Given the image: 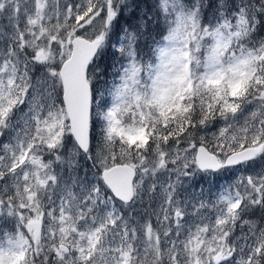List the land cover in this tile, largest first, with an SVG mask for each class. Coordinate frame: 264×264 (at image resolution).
<instances>
[{
    "label": "snow or ice",
    "instance_id": "1",
    "mask_svg": "<svg viewBox=\"0 0 264 264\" xmlns=\"http://www.w3.org/2000/svg\"><path fill=\"white\" fill-rule=\"evenodd\" d=\"M0 264H264V0H0Z\"/></svg>",
    "mask_w": 264,
    "mask_h": 264
}]
</instances>
